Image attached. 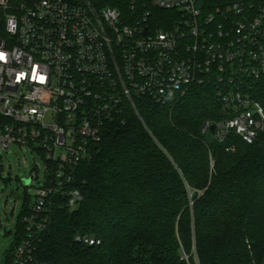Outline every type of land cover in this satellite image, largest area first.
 Segmentation results:
<instances>
[{
    "label": "built area",
    "instance_id": "obj_1",
    "mask_svg": "<svg viewBox=\"0 0 264 264\" xmlns=\"http://www.w3.org/2000/svg\"><path fill=\"white\" fill-rule=\"evenodd\" d=\"M261 2L206 12L196 0H132L125 14L94 0H0V151L30 147L47 164L12 264H37L34 242L52 196L69 208L82 201L73 186L78 166L126 99L172 104L192 86L212 84L224 114L214 129L219 140L230 132L256 139L264 130ZM155 9L171 12L166 25ZM31 175L38 179L36 169Z\"/></svg>",
    "mask_w": 264,
    "mask_h": 264
},
{
    "label": "trees",
    "instance_id": "obj_2",
    "mask_svg": "<svg viewBox=\"0 0 264 264\" xmlns=\"http://www.w3.org/2000/svg\"><path fill=\"white\" fill-rule=\"evenodd\" d=\"M94 1L125 14L132 2ZM196 1L206 12L236 1L262 4ZM155 11L166 25L171 12ZM223 118L212 84L194 85L172 104L126 99L121 115L103 125L92 157L78 166L79 205L51 197L34 242L37 264H264V130L252 143L235 132L220 141L215 130L204 131ZM31 204L26 190L5 264L27 236ZM86 234L100 242L77 239Z\"/></svg>",
    "mask_w": 264,
    "mask_h": 264
},
{
    "label": "rangeland",
    "instance_id": "obj_3",
    "mask_svg": "<svg viewBox=\"0 0 264 264\" xmlns=\"http://www.w3.org/2000/svg\"><path fill=\"white\" fill-rule=\"evenodd\" d=\"M33 169L38 173L35 181L31 175ZM46 173L44 158L30 147L14 144L7 152L0 151V264H5L6 252L14 242L11 232L17 226L26 190L33 201L37 187L46 182Z\"/></svg>",
    "mask_w": 264,
    "mask_h": 264
},
{
    "label": "water",
    "instance_id": "obj_4",
    "mask_svg": "<svg viewBox=\"0 0 264 264\" xmlns=\"http://www.w3.org/2000/svg\"><path fill=\"white\" fill-rule=\"evenodd\" d=\"M212 130H214L215 129V125H211V127H210ZM27 183H29V179H27Z\"/></svg>",
    "mask_w": 264,
    "mask_h": 264
}]
</instances>
